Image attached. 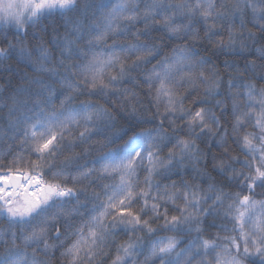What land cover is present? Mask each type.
I'll return each mask as SVG.
<instances>
[{
    "label": "snow or ice",
    "instance_id": "1",
    "mask_svg": "<svg viewBox=\"0 0 264 264\" xmlns=\"http://www.w3.org/2000/svg\"><path fill=\"white\" fill-rule=\"evenodd\" d=\"M0 80V264H264V0H0Z\"/></svg>",
    "mask_w": 264,
    "mask_h": 264
},
{
    "label": "trees",
    "instance_id": "2",
    "mask_svg": "<svg viewBox=\"0 0 264 264\" xmlns=\"http://www.w3.org/2000/svg\"><path fill=\"white\" fill-rule=\"evenodd\" d=\"M175 2L178 3V2H180V0H175ZM178 19H179V18H178ZM249 27H251V25H249ZM62 31H63V29L61 28V32H62ZM10 38H11V37H10ZM171 46H174V45H169V46L165 49V52H168V51L170 50V47H171ZM258 63H259V62H258ZM218 66L221 68V71H223L222 63H219ZM149 67H150V65H149ZM18 70L28 71V72H29V75L31 76V72H30L28 69H24V68H23V65L18 66ZM249 78L251 79V77H249ZM255 82L257 83V87H261V86H262V85L259 83V81H255ZM0 83H2V80H0ZM19 83H20L19 80H16V79L13 80V85H14V86H19ZM125 87H132V85H128V84H126ZM136 90L139 91V92H141V93H143V91H144V89H142V88H137ZM201 91H202V89H201ZM81 99H87V97H81ZM98 102L101 103V104L104 103L103 99L99 100ZM77 103H79V101H77ZM104 106H105V107H108L107 104H105ZM229 110H230V108H229ZM120 126H121L120 124L117 125V127H120ZM137 130H139V129H137ZM248 131H252V129L249 128ZM125 139H126V137H125ZM120 143H122V141H120ZM229 143L231 144V140L229 141ZM17 146H18V145H17ZM118 146H119L118 144H112V145H111V147L114 148V149L117 148ZM2 147H3V148H7V144H4ZM95 147H98V145L95 146ZM201 147H203V145H201ZM232 147H233V148H236L235 145H232ZM106 150H107V149H105V151H106ZM76 151L79 152V153H82V152H83V147H78V148L76 149ZM97 155H99L98 152H95V151L91 152V154L87 157L89 163H90L91 160H92L95 156H97ZM232 155H235V156L238 157V161H239V162L235 163V167H237V168L239 169V168H240V164L246 159V157L244 156V154H243L242 152L239 151V149H236L235 151H233ZM10 158H11V157L9 156L8 159H10ZM62 159H63V157H60L59 159H57V160L55 161V163L53 164V167H60V166H62V165H61V160H62ZM81 162H83V160H82ZM206 171H208L209 173H211L213 176L216 175V173L212 171L210 164H209L208 168L206 169ZM163 182H167V181H163ZM202 187H207V185H206V184H203ZM236 190H237V189H235V188H230V189H227V188H226V189H225V191H229V192H235ZM256 198H257V199L264 198V193H261L259 189H257V196H256ZM169 209H170V212H171V205H169ZM85 218H86V217H85ZM211 223H212V220L209 219V220L206 221V223H205V225H204V227H205V236H206V237H215L216 234H217V232H219V225L222 223V221H221L220 219H217V220H216V225H217V227H209V225H210ZM229 227H230V225H229ZM161 234H164V233H161ZM169 234H170V233H169ZM223 235H224V233H223V232H220V236L222 237ZM123 239H127V237H123ZM114 252H115V249L113 248V249L111 250L110 255H111V254H114ZM57 255H58V254H57ZM105 259H108V258H105ZM54 264H59V262L56 261V262H54Z\"/></svg>",
    "mask_w": 264,
    "mask_h": 264
},
{
    "label": "rangeland",
    "instance_id": "3",
    "mask_svg": "<svg viewBox=\"0 0 264 264\" xmlns=\"http://www.w3.org/2000/svg\"><path fill=\"white\" fill-rule=\"evenodd\" d=\"M5 2H7V0H5ZM18 2H19V0H18Z\"/></svg>",
    "mask_w": 264,
    "mask_h": 264
}]
</instances>
